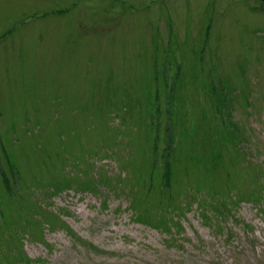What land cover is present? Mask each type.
<instances>
[{"label": "rangeland", "instance_id": "374dc122", "mask_svg": "<svg viewBox=\"0 0 264 264\" xmlns=\"http://www.w3.org/2000/svg\"><path fill=\"white\" fill-rule=\"evenodd\" d=\"M0 264H264V0H0Z\"/></svg>", "mask_w": 264, "mask_h": 264}, {"label": "trees", "instance_id": "16d2710c", "mask_svg": "<svg viewBox=\"0 0 264 264\" xmlns=\"http://www.w3.org/2000/svg\"><path fill=\"white\" fill-rule=\"evenodd\" d=\"M230 132L234 134V132H236V131H230ZM163 177H164L165 182L169 183V181H170V170L168 167H166L164 174H163ZM3 182L5 185L7 184L5 181H3Z\"/></svg>", "mask_w": 264, "mask_h": 264}]
</instances>
